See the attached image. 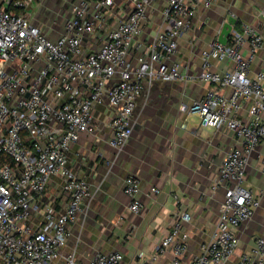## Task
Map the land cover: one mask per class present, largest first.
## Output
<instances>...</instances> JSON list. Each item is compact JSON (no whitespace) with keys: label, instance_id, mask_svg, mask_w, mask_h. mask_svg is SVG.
I'll return each instance as SVG.
<instances>
[{"label":"built area","instance_id":"obj_1","mask_svg":"<svg viewBox=\"0 0 264 264\" xmlns=\"http://www.w3.org/2000/svg\"><path fill=\"white\" fill-rule=\"evenodd\" d=\"M38 1L0 0V264H54L93 197L89 183L70 167L69 154L82 135L101 132L102 123L95 119L98 107L106 106L108 143L119 154L133 136L145 84L178 80L216 85L190 112L199 116L203 129H228L240 144L219 168L216 187L225 188L223 210L212 239L192 262L227 264L239 246V227L260 206L245 181L250 158L264 143V70L251 74L252 62L264 48L263 34L244 25L242 31H232L227 45L211 41L202 55V72L184 74L181 63L169 61L178 54L179 39L191 28L198 7H210L211 0H169L163 24L137 58L133 52L141 47L156 0H129L128 15L117 8V0H74L70 15L54 22L64 25L58 39L33 22ZM213 60L234 65L215 72ZM226 89L228 94L222 92ZM54 178L61 188L53 199L48 189ZM124 191L132 199L129 210L139 214V179L129 176ZM57 198L61 210L55 207ZM190 219L189 213H180L152 259L138 264H153L172 245L171 264H181L189 239L183 223ZM255 255L260 257L257 264H264V239L244 262L254 264ZM123 260V253L111 252L83 263L72 253L67 264Z\"/></svg>","mask_w":264,"mask_h":264},{"label":"crops","instance_id":"obj_2","mask_svg":"<svg viewBox=\"0 0 264 264\" xmlns=\"http://www.w3.org/2000/svg\"><path fill=\"white\" fill-rule=\"evenodd\" d=\"M74 0H40L34 4L38 13L33 22L52 39L64 33L62 23L70 15ZM169 0H156L135 48L134 58L142 55L163 24V9ZM207 7H198L191 28L179 39V51L169 62L181 63L182 73L198 75L203 70L202 55L209 43L218 40L225 23L233 17L234 31L250 25L264 36V0H211ZM117 8L125 15L132 10L129 0H117ZM243 54L248 56L247 48ZM232 62L212 61V70L223 72ZM264 70V48L251 66L254 75ZM216 85L202 81H157L144 86L135 110L133 136L119 154L108 143L111 129L106 125V106L97 109L96 123L101 132L82 135L69 154L70 167L93 192L85 204L80 220L72 225L69 241L54 264H67V257L76 253L87 263L99 253L121 252V264H138L152 259L163 240L174 230L182 212L191 219L183 223L188 233V247L181 264H192L203 244L212 239L225 200V188L216 187L219 168L228 152L240 146L228 129H203L199 116L190 112L191 105L203 99ZM225 94L229 90L222 91ZM264 143L252 154L247 167L245 185L260 200L252 220L238 229L239 246L227 264H246L245 257L264 239ZM135 176L140 182L137 200L139 214L129 210L132 199L125 193V181ZM61 181L54 178L48 195L55 198ZM153 188L159 193L153 192ZM55 207L61 210V199ZM175 245L162 251L153 264H171ZM143 254L144 258L140 255ZM260 257L255 255L253 263ZM249 264V263H247Z\"/></svg>","mask_w":264,"mask_h":264},{"label":"water","instance_id":"obj_3","mask_svg":"<svg viewBox=\"0 0 264 264\" xmlns=\"http://www.w3.org/2000/svg\"><path fill=\"white\" fill-rule=\"evenodd\" d=\"M236 23V19L231 17L227 23H225L221 35L219 36V42H221L222 44L227 45L230 39V36L232 34L233 31V26Z\"/></svg>","mask_w":264,"mask_h":264},{"label":"rangeland","instance_id":"obj_4","mask_svg":"<svg viewBox=\"0 0 264 264\" xmlns=\"http://www.w3.org/2000/svg\"><path fill=\"white\" fill-rule=\"evenodd\" d=\"M31 13H32V15L34 17L38 13V10L35 7H33Z\"/></svg>","mask_w":264,"mask_h":264},{"label":"trees","instance_id":"obj_5","mask_svg":"<svg viewBox=\"0 0 264 264\" xmlns=\"http://www.w3.org/2000/svg\"><path fill=\"white\" fill-rule=\"evenodd\" d=\"M12 10H14V9L12 8ZM17 12H19V11H17Z\"/></svg>","mask_w":264,"mask_h":264}]
</instances>
